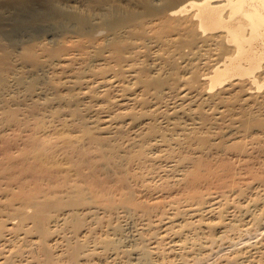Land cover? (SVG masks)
Segmentation results:
<instances>
[{
	"label": "bare ground",
	"instance_id": "6f19581e",
	"mask_svg": "<svg viewBox=\"0 0 264 264\" xmlns=\"http://www.w3.org/2000/svg\"><path fill=\"white\" fill-rule=\"evenodd\" d=\"M261 224L264 0H0V264H171Z\"/></svg>",
	"mask_w": 264,
	"mask_h": 264
},
{
	"label": "rangeland",
	"instance_id": "374dc122",
	"mask_svg": "<svg viewBox=\"0 0 264 264\" xmlns=\"http://www.w3.org/2000/svg\"><path fill=\"white\" fill-rule=\"evenodd\" d=\"M45 132V131H44ZM42 133V132H41ZM43 134H45L46 135V137H49V136H47V134H49V132L48 131H46L45 133H43ZM43 134H38V136L39 137H41L42 136V138L43 139H46L45 138V135L43 136ZM41 135V136H40ZM74 135H75V133H74ZM41 138V139H42ZM161 165H163V164H161ZM160 168H161V170L163 171V166H160ZM163 168V169H162ZM161 170H158V171H154L153 173H151V174H149L150 176H149V179L151 180L152 179V181H150L151 182V184L153 185H155L156 187L160 184V179L161 178H165V179H167V180H169L170 179V177H171V175H169L170 173H167V172H165V171H161ZM158 172V173H157ZM162 173V174H161ZM165 173V174H164ZM159 174V175H158ZM166 175H168V178H166L167 176ZM162 176H164V177H162ZM152 177V178H151ZM159 177V178H158ZM161 177V178H160ZM171 179H173V178H171ZM149 182V181H148ZM153 182H155V183H153ZM171 182V183H170ZM170 182L168 181V182H166V183H169V185L171 186V185H173L172 187H170L168 184H166V183H164L165 185H163V187L161 188V186L159 185L158 186V188H161V190L164 188V190H166V189H169V190H166V191H168V192H170V190H171V193H170V195L172 196V194H174L175 193V195H178V194H180V193H182V192H180L181 190H180V188L181 187H178L177 185L176 186H174V184H172L173 182H172V180H170ZM156 183H157V185H156ZM166 185H168L167 187H169V188H167V187H165ZM138 191L139 190H141L142 189V191L144 192V190H143V187H142V185L140 186V184H138ZM174 187H178L179 189V192H177V188H175L176 189V191H175V189H174ZM172 188V189H171ZM157 189V188H156ZM155 189V192L157 191ZM158 191H160V190H158ZM157 191V193H155L154 191V194L152 193V196L153 195H157V196H160V197H165L167 194V192L166 191H160V192H158ZM162 192V193H161ZM164 192V193H163ZM174 192V193H173ZM176 192H177V194H176ZM144 193H146V194H144ZM144 193H142L143 194V196H142V198L143 199H145V198H147V192H144ZM150 193V192H149ZM150 194H148V196H149ZM164 195V196H163ZM169 195V196H170ZM145 196V197H144ZM154 197V196H153ZM149 198V197H148ZM150 198H152L151 197V195H150ZM149 198V199H150ZM167 198V197H166ZM148 200V199H147ZM147 200H145V201H147ZM124 219V220H123ZM126 220H128V221H126ZM120 221V224H121V226H122V232H123V238L124 239H122L123 241L125 240V238H127L128 240L129 239H131V235L133 234V232H134V230H136L135 228H137L136 226H138V221L136 222L137 223V225L135 226L134 225V223H135V221L136 220H131L130 218H122V220H119ZM123 224H122V223ZM135 223V224H136ZM124 225V226H123ZM248 226H250V225H248ZM247 226V227H248ZM128 227V228H127ZM245 228L246 230H243V231H240V233L238 234V232L236 233V234H234V235H232L231 237H229V239H228V237L226 238V239H224V240H222L221 242H220V240L219 241H217L216 242V244L215 243H213L211 246H213V247H211L210 245H206L207 246V248L206 249H204L202 252L203 253H197L198 252V250L196 251V258H195V256L193 255V258L191 257V259H189V260H183V259H180L179 257H175V258H173V261H174V263L173 262H171V264H215L216 262V264H219V261L220 260H222V258L224 257V256H229V255H232L235 251H239L240 250V248H241V250L242 249H244V248H246L247 246H250V245H253L254 243H257V242H259L261 239H262V237H264V224H261V226L258 228L257 226H250V228L251 229H249V228ZM124 228V229H123ZM133 229V230H132ZM253 230V231H252ZM238 234V235H237ZM127 236V237H126ZM232 237H234V239L232 238ZM228 239V240H227ZM168 241V240H167ZM224 241V242H223ZM223 242V243H222ZM165 244H167L166 242H165ZM214 244H215V246H214ZM220 244V245H219ZM210 246V247H209ZM212 248V249H211ZM231 252H232V254H231ZM229 253V254H228ZM203 254V255H202ZM198 257V258H197ZM155 258V257H154ZM179 258V259H178ZM220 259V260H219ZM182 260V261H181ZM153 261H155L156 262V260L154 259ZM180 261V262H179ZM184 261L186 262V263H184ZM191 261V262H190ZM154 262V263H155ZM157 263H159V261L157 262ZM156 263V264H157ZM138 264H142V263H138Z\"/></svg>",
	"mask_w": 264,
	"mask_h": 264
}]
</instances>
